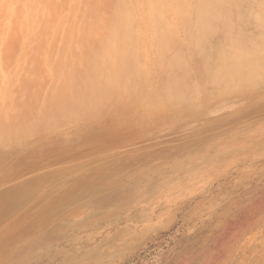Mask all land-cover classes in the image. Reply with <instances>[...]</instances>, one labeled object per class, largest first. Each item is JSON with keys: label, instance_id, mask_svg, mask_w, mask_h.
I'll list each match as a JSON object with an SVG mask.
<instances>
[{"label": "rangeland", "instance_id": "rangeland-1", "mask_svg": "<svg viewBox=\"0 0 264 264\" xmlns=\"http://www.w3.org/2000/svg\"><path fill=\"white\" fill-rule=\"evenodd\" d=\"M42 5L0 0V21H8L0 22V108L11 117L19 101L38 107L49 86L44 75L30 88L40 86L36 99L21 87L29 76L17 80L29 14ZM63 6L58 15L41 7L34 23L62 18ZM191 71L194 97L163 114L143 119L126 108L117 117L135 123L117 129L115 112L102 111L93 122L44 130L31 144L0 142V264H264V84L200 104L204 92ZM13 87L28 95L12 99Z\"/></svg>", "mask_w": 264, "mask_h": 264}, {"label": "bare ground", "instance_id": "bare-ground-1", "mask_svg": "<svg viewBox=\"0 0 264 264\" xmlns=\"http://www.w3.org/2000/svg\"><path fill=\"white\" fill-rule=\"evenodd\" d=\"M55 1L39 0V3H43L44 12H55L57 15L62 13L59 8L64 5L62 9L67 8V15L62 14L64 17L59 19L53 13L54 22L44 18L42 20L46 24L37 27L35 18L44 14L41 7L29 14L27 28L31 35L25 42L21 41L25 45L21 44L22 56L17 67L21 76L17 80L26 78L23 75L29 76L24 81L21 79L24 83L29 80L21 87H26L25 92L32 96H36L37 92H34L39 91L40 86L37 87L39 90L30 88L36 87L37 81L47 75L49 86L45 87V94L42 92L43 102L32 108L30 104L12 100L16 98L15 93L28 95L16 87L7 92L16 89L13 98L4 94L5 98L18 102L17 107L14 103V117L7 113L8 107L0 108V142L8 143L12 148L16 143L25 144L29 138L32 140L36 134H44V130L55 131L66 124H77L86 119L93 122V118L102 111L115 112V116L116 112L120 115L126 108L130 110L128 112L138 109L137 112L145 114L144 117L172 110L170 105L194 97L193 69L200 86L196 88L204 92L198 97L200 104L213 100L212 97L219 100L218 96L247 93L246 90L255 88L257 84H264V0H72L69 6H66L65 0L57 4ZM57 8L60 11H55ZM253 11L258 16L254 23L249 19ZM4 20L7 21V16ZM40 20L36 19L37 23ZM47 22L49 29L50 23H54L55 29L48 30ZM23 25L21 28L26 24ZM249 26L252 31L247 33ZM11 30L14 33L15 28ZM25 33L21 32V40H24ZM0 42L3 44V40ZM44 50L47 51L46 56L43 55ZM190 51L197 58L196 64L189 61L192 57L195 60L194 56L188 55ZM190 64L195 68L192 69ZM11 66L14 67L13 64ZM1 71L5 73L0 70V74ZM0 79L3 81V78ZM191 94L192 97H189ZM200 104L196 105L198 109L207 108H201ZM116 117L113 119L118 120L117 129L129 126L125 116L123 119ZM130 120L135 123L132 118ZM114 121L111 119L110 122L114 124ZM67 127L70 128L68 131H72L70 125ZM4 151L3 156L7 153Z\"/></svg>", "mask_w": 264, "mask_h": 264}]
</instances>
